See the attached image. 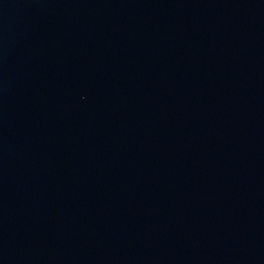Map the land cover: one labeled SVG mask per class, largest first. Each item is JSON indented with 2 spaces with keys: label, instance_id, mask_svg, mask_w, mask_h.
I'll use <instances>...</instances> for the list:
<instances>
[{
  "label": "water",
  "instance_id": "1",
  "mask_svg": "<svg viewBox=\"0 0 264 264\" xmlns=\"http://www.w3.org/2000/svg\"><path fill=\"white\" fill-rule=\"evenodd\" d=\"M0 264H264V0H0Z\"/></svg>",
  "mask_w": 264,
  "mask_h": 264
}]
</instances>
